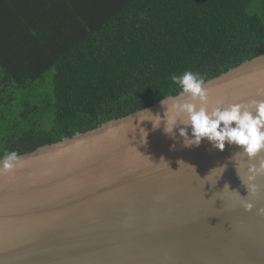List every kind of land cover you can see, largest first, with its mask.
Wrapping results in <instances>:
<instances>
[{"label": "water", "instance_id": "obj_1", "mask_svg": "<svg viewBox=\"0 0 264 264\" xmlns=\"http://www.w3.org/2000/svg\"><path fill=\"white\" fill-rule=\"evenodd\" d=\"M203 87L225 105L264 99V52ZM143 109L163 115L159 100L18 155L0 175V264H264V216L223 188L247 195L237 147L186 148L138 121ZM256 183L247 199L260 208L264 176Z\"/></svg>", "mask_w": 264, "mask_h": 264}, {"label": "trees", "instance_id": "obj_2", "mask_svg": "<svg viewBox=\"0 0 264 264\" xmlns=\"http://www.w3.org/2000/svg\"><path fill=\"white\" fill-rule=\"evenodd\" d=\"M263 52L264 0H0V156L176 95L172 74L206 81ZM49 72L50 93H34Z\"/></svg>", "mask_w": 264, "mask_h": 264}, {"label": "clouds", "instance_id": "obj_3", "mask_svg": "<svg viewBox=\"0 0 264 264\" xmlns=\"http://www.w3.org/2000/svg\"><path fill=\"white\" fill-rule=\"evenodd\" d=\"M170 80L178 87V96L163 97L160 100L162 116L159 112L153 114L150 109H143V113L147 115L137 116L138 121L151 122L153 130L163 124V133L173 139L178 135L186 148L199 147L204 140L221 152L226 143L229 146L235 145L238 150L230 159L235 161L236 175L247 195L241 196L238 190H230L228 183L223 188L236 194L244 211L251 212L255 208L258 215L264 216V207L257 208L252 200L247 199L256 196L260 190L256 180L264 176V156L260 155L264 152V99L225 105L223 100L213 102L209 99L208 90L203 87L204 77L198 72L172 74ZM256 94L264 96V88H258ZM141 130L145 136V129L140 128ZM237 157L240 159L237 160ZM21 165L17 152L5 151L0 156V175ZM226 167L221 165L214 169H220L221 176Z\"/></svg>", "mask_w": 264, "mask_h": 264}, {"label": "rangeland", "instance_id": "obj_4", "mask_svg": "<svg viewBox=\"0 0 264 264\" xmlns=\"http://www.w3.org/2000/svg\"><path fill=\"white\" fill-rule=\"evenodd\" d=\"M39 84H40L39 87L35 90L34 93H40V94L50 93L51 88H52V73L51 72L47 73ZM23 96L25 97V92L23 93L20 92L17 99L13 102L15 108L18 109L21 106V101H22ZM50 124H51V120H47L45 122L46 126ZM3 135H4L3 133H0V138H2Z\"/></svg>", "mask_w": 264, "mask_h": 264}]
</instances>
